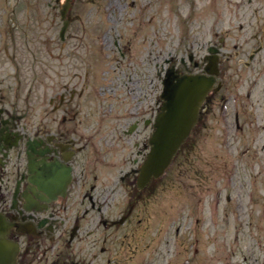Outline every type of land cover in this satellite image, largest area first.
I'll return each mask as SVG.
<instances>
[{
	"label": "rangeland",
	"instance_id": "374dc122",
	"mask_svg": "<svg viewBox=\"0 0 264 264\" xmlns=\"http://www.w3.org/2000/svg\"><path fill=\"white\" fill-rule=\"evenodd\" d=\"M63 3L9 0L6 6L0 0V106L14 103L24 115L29 105L38 121L46 93L55 92L66 69H80L81 89L92 82L82 102H95L98 87L118 69H140L146 106L153 99L154 69L161 77L171 66L200 72L210 43L220 58L222 87L118 232L128 249L121 253L114 242L111 264H262L264 0H72L62 47ZM123 146L109 155L104 170L117 194L126 192L118 177L130 167H120L128 156ZM119 199L114 217L126 210Z\"/></svg>",
	"mask_w": 264,
	"mask_h": 264
},
{
	"label": "flooded vegetation",
	"instance_id": "af4514ba",
	"mask_svg": "<svg viewBox=\"0 0 264 264\" xmlns=\"http://www.w3.org/2000/svg\"><path fill=\"white\" fill-rule=\"evenodd\" d=\"M66 39L61 40L62 47ZM201 65L200 73L205 62ZM66 70L55 92L46 93L45 103L51 108L45 104L38 121L29 105L24 115L17 113L14 103L0 106L2 240L16 249L14 264H111L108 256L113 255L114 242H119L121 253L128 249L126 237H118V232L156 182L137 189L138 172L161 112V69H154L153 99L146 106L140 69L113 72L98 87L95 102L94 98L82 102L92 82L81 89L80 69ZM120 142L128 155L120 167L130 165L118 177L121 186L126 184L125 194H117L104 172ZM120 196L126 210L114 217Z\"/></svg>",
	"mask_w": 264,
	"mask_h": 264
},
{
	"label": "water",
	"instance_id": "95a60500",
	"mask_svg": "<svg viewBox=\"0 0 264 264\" xmlns=\"http://www.w3.org/2000/svg\"><path fill=\"white\" fill-rule=\"evenodd\" d=\"M6 6L9 0H4ZM64 16V13H63ZM66 25L63 28V32ZM213 53V51H211ZM208 75L177 76L173 70L167 73L163 82L162 113L159 126L150 143L153 146L140 170L138 188H143L151 178L162 176L176 155L180 146L189 136L197 121L198 110L212 89L215 77L216 58L211 60ZM4 224L0 218V235ZM4 242H0V264H13L14 253Z\"/></svg>",
	"mask_w": 264,
	"mask_h": 264
}]
</instances>
